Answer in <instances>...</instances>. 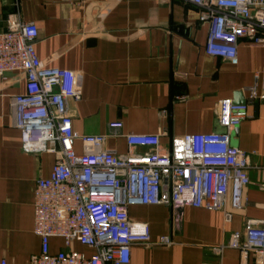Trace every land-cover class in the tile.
Wrapping results in <instances>:
<instances>
[{"label":"crops","instance_id":"crops-1","mask_svg":"<svg viewBox=\"0 0 264 264\" xmlns=\"http://www.w3.org/2000/svg\"><path fill=\"white\" fill-rule=\"evenodd\" d=\"M32 22L38 29L37 55L45 67L75 73L81 100L67 102L74 131L105 134L111 122L125 134H158L164 152L171 139L219 132V102L241 95L262 77L264 48L238 45L232 64L206 53L208 27L197 8L180 0H0V33L9 22ZM259 92L262 79L258 80ZM26 91L22 74L0 79V264H26L41 253L34 233L36 182L47 178L55 158L28 154L14 126L12 97ZM249 118L231 132L232 145L264 166V101L248 107ZM75 148L83 151L81 143ZM105 148L125 153L124 139H108ZM248 204L225 223L221 212L185 207L175 214L164 206L129 208L133 222L149 226L152 241L168 246H134L130 264H254L239 251L221 249L247 219L264 217L261 170H250ZM63 249L51 239L50 252ZM71 251L91 257L92 249L75 241Z\"/></svg>","mask_w":264,"mask_h":264},{"label":"built area","instance_id":"built-area-1","mask_svg":"<svg viewBox=\"0 0 264 264\" xmlns=\"http://www.w3.org/2000/svg\"><path fill=\"white\" fill-rule=\"evenodd\" d=\"M180 1L197 8L199 22L207 25L209 56L235 64L240 41L264 48V0ZM38 38L32 22H9L8 31L0 33V79L25 77V93L11 101L21 148L55 158L49 177L36 182L33 231L41 239V253L26 264H130L134 246L172 244L168 237L152 241L149 226L130 219L131 206H164L175 214L193 207L221 212L231 223L248 204L251 169L261 170L264 191V166H253L250 155L231 142V132L249 118V105L264 101V61L262 77L256 75V83L246 89L245 103L219 102V132L175 136L164 152L161 135L125 134L119 121L111 122L105 134L75 132L67 102L81 100L76 75L42 65ZM108 139H124L127 151L106 149ZM51 239L63 241L56 254L50 252ZM75 241L93 255L71 251ZM224 248L239 251L244 262L252 256L254 264H264V217L247 219Z\"/></svg>","mask_w":264,"mask_h":264},{"label":"water","instance_id":"water-1","mask_svg":"<svg viewBox=\"0 0 264 264\" xmlns=\"http://www.w3.org/2000/svg\"><path fill=\"white\" fill-rule=\"evenodd\" d=\"M235 103H245V100H242V97H241V95L239 94V95H237V97L235 98Z\"/></svg>","mask_w":264,"mask_h":264}]
</instances>
